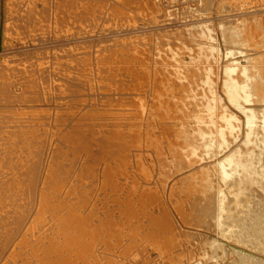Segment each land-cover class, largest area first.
I'll return each mask as SVG.
<instances>
[{"label": "bare ground", "instance_id": "6f19581e", "mask_svg": "<svg viewBox=\"0 0 264 264\" xmlns=\"http://www.w3.org/2000/svg\"><path fill=\"white\" fill-rule=\"evenodd\" d=\"M255 16L258 15L241 14L218 21L223 28V40L231 46L222 52L215 43L213 23L203 20L179 27L187 31L186 34L196 31L191 35L197 36L194 45L166 43L164 48L156 47L153 68L157 76L156 99L151 109L155 119L163 121L159 122L158 131L145 128L132 134L133 130H129L124 142L128 141L131 148L120 144V138L124 139L120 136V128H111L103 122L110 119L108 117L98 118L87 113L77 118L80 121L62 127L66 125L67 114L60 115L59 143L53 146L44 175L40 177L44 185L38 187V211L22 234L15 237L10 262L4 264H98L97 250L92 251L90 243L103 242V238L107 239L103 243L105 246L113 239L120 240L121 252L130 248L134 251L133 247H137L135 262L155 257L158 263L172 264V259L180 254L174 246L173 225L164 232L160 230L162 219L164 222L166 219L163 215L166 201L161 194L168 191L173 204L194 209L193 223L210 216L225 239L235 244L231 252L237 259L229 264H255L264 259V164H261L264 140L259 145L254 139L257 115L252 105L254 96L264 84V66L260 63L264 60V52L246 55L244 63L235 57V54L243 55L246 48L264 42L263 32L258 33V27L254 30L249 25L248 20ZM227 22L232 24L227 25ZM224 58L229 60L221 65V88L218 90L215 80L218 75L213 76L214 63ZM165 59L169 63L162 64ZM186 67H191L193 72L200 71L201 77L194 79L198 87L185 84ZM161 73L173 76L174 85L180 89L179 96L172 95L165 102L167 108L162 106ZM2 93L10 98L8 90ZM5 110L1 117L19 125L0 131V171L7 169L9 174L1 182L0 233L3 237L9 227L2 218L10 216L13 224L18 221L20 209L30 196L26 191L41 146L38 143L41 134H37L41 126L38 111ZM68 110L75 114V109ZM261 111L264 126V107ZM146 126L149 127L148 120ZM31 127L37 131L26 132ZM215 148H223L225 152L208 162ZM73 161L81 164L77 173L79 182L70 185L66 197L53 204L51 191L63 186L60 183L67 173L65 162ZM95 171L100 174V192L90 198L91 188L84 179ZM251 188L256 190L253 197L248 194ZM99 195L103 196L98 198ZM84 203L88 213L82 209ZM252 203L256 209L250 212ZM103 204L106 211L102 212L99 208ZM154 206L161 210L160 216L154 215ZM56 210L65 212L64 216L58 217ZM243 215L247 218H242ZM167 220L165 223L170 224L171 220ZM240 221H247L248 225L244 235L235 236L233 227L239 226ZM249 244L256 253L244 249ZM187 264H200V261Z\"/></svg>", "mask_w": 264, "mask_h": 264}, {"label": "rangeland", "instance_id": "374dc122", "mask_svg": "<svg viewBox=\"0 0 264 264\" xmlns=\"http://www.w3.org/2000/svg\"><path fill=\"white\" fill-rule=\"evenodd\" d=\"M241 14H257L248 20L249 25L253 29L258 27V33L264 34V0H0V131L6 127L11 130L19 125L1 117L4 109L12 112H16L12 109L19 112L38 111V121L41 123L38 131L34 127L26 131L41 134L38 162L28 184L26 193L30 196L20 209V218L14 224L10 222V216L2 218L9 228L4 237L0 233V264L10 262L9 254L15 244V237L22 234L38 211V187L41 185L43 188L44 185L40 177L44 175L47 161L54 151L53 146L59 143V116L67 114L66 125L62 127L80 121L77 118L87 113L98 118L108 117L110 119L103 122L111 128H120V136L124 138H120V144L131 148L128 141L124 142L129 137V130H133L132 134L145 128L158 131L159 122L163 121L155 119L151 109L156 99L154 83L157 76L153 73L156 47L164 48L166 43L194 45L197 36L191 35L196 34V31L186 34L187 31L179 27L192 26L203 20L213 23L211 30L216 37L215 43L222 52L225 47L231 46L223 40V28L218 21L233 19ZM260 51L264 52V42L260 46L246 48L243 55L235 54V57L243 62L246 55ZM227 60L224 58L214 63L213 76L218 75L215 79L218 90L221 88V65ZM161 62L169 63L167 59ZM260 63L264 66V60ZM190 68H185L184 81L196 88L198 84H195L194 79H199L201 74L200 71H190ZM172 78L169 73H161V99L162 106L166 108L165 102L172 95L179 96L180 89L174 85ZM4 89L8 90L10 98H5L2 93ZM252 105L257 115L254 139L260 145L264 140V126L261 123L264 84L254 96ZM68 109H75V119H72L73 115ZM147 120L149 127L146 126ZM224 152L223 148H215L211 159L208 161L207 158L205 162L215 160ZM261 164H264V151ZM80 166L74 161L65 162L67 173L60 183L63 186L51 191L50 202L57 204L62 201L68 187L75 185V181L79 182L77 173ZM95 169L98 171V166ZM96 171L84 179L91 188L88 191L90 198L100 192V174ZM8 177L7 169H2L0 198L1 182ZM248 194L253 197L256 190L251 188ZM161 196L166 201L163 214L166 216L165 222L167 219V222H171L166 224L162 219L159 229L164 232L173 225L174 246L180 253L172 259V264L193 261H200V264H229L233 259L236 261L237 255L231 252L235 244L225 239L212 217L201 218L200 224L193 223L194 209L180 208L176 202L173 204L169 191ZM92 206L90 203L89 207ZM82 209L88 213L86 204ZM254 209L256 206L252 203L250 212ZM99 210L106 211L104 204ZM152 210L154 215H161L159 208L154 206ZM64 214L56 210L58 217ZM242 218L247 217L243 215ZM246 225L247 221H240L239 226L233 227L234 235H244ZM104 240L107 241L103 238V242L98 240L90 243L93 244L92 251L97 250L95 258L98 264H161L154 260L155 257L135 262L133 258L138 253L137 247H133L134 251L130 248L129 251L121 252L120 240L113 239L108 246L103 245L106 243ZM225 246L228 249L223 252ZM244 249L256 253L250 244ZM255 264H264V259Z\"/></svg>", "mask_w": 264, "mask_h": 264}]
</instances>
